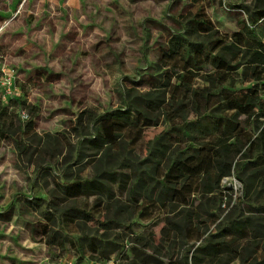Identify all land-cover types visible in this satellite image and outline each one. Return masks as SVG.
<instances>
[{
    "label": "rangeland",
    "instance_id": "1",
    "mask_svg": "<svg viewBox=\"0 0 264 264\" xmlns=\"http://www.w3.org/2000/svg\"><path fill=\"white\" fill-rule=\"evenodd\" d=\"M238 4L252 6L255 0H0V70L13 71L19 92L13 102L0 100L5 110L0 131V264H63L67 259L108 264L90 250L91 239L117 246L108 258L113 264H168L192 242L175 233L172 247L165 243L162 233L171 227L167 218L178 222L187 209L198 216L195 224L203 236L215 232L243 200L242 183L234 173L221 180L222 193L186 195L178 200L186 206H155L147 219L145 205L155 198L148 193L157 176L139 192L138 205L116 184L111 198L74 197L62 187L95 169L120 170L118 159L128 165L122 171L134 168L138 175H147L145 146L168 125L158 109L146 113L155 125L144 127L136 144L123 141L117 152L97 151L88 143L93 138L90 118L143 99L151 105L167 70L160 53L173 33L183 31L180 23L202 10L220 35H228L246 20ZM253 28L264 42V20ZM239 72L228 78L232 89L249 85L239 81ZM18 110L27 117L20 118ZM133 182L131 176L129 184ZM255 190L257 197L250 203L257 208L264 204V186L256 183ZM240 206L246 209L244 203ZM71 207L92 217L74 219L68 215ZM139 209L144 212L140 217ZM137 249L147 255H141L146 262L133 257ZM262 259L258 245L242 249L241 258L228 264H264Z\"/></svg>",
    "mask_w": 264,
    "mask_h": 264
},
{
    "label": "trees",
    "instance_id": "2",
    "mask_svg": "<svg viewBox=\"0 0 264 264\" xmlns=\"http://www.w3.org/2000/svg\"><path fill=\"white\" fill-rule=\"evenodd\" d=\"M237 6L243 8L246 20L240 30L228 35H220L202 10L189 14L185 24L180 23L183 31L173 33L160 53V63L167 70L151 105L150 100L143 99L90 118L93 138L88 143L97 151L117 152L123 141L136 144L142 129L155 125L146 113L158 109L168 125L145 146L147 175H138L134 168L129 173L122 171L128 165L118 159L120 170L95 169L90 176L68 181L62 187L66 195L74 197L106 194L111 198V186L116 184L138 205L139 192L148 187L149 178L157 176L155 188L148 193L155 198L145 208L169 210L172 205L186 206L178 201L186 195L222 193L221 180L234 173L242 183L239 200H243L218 223L214 233L203 236L195 224L198 216L188 209L178 222L167 218L171 227L162 233L165 243L170 245L175 233L192 242L168 264H228L241 258L242 249L258 245L264 252V204L256 208L250 203L257 197L255 184L264 186V42L253 28L264 20V0ZM238 70L239 81L249 85L236 90L226 83ZM18 95L6 103L17 100ZM4 111L0 109V131ZM131 176L135 182L129 184ZM240 203L245 204V210ZM138 211L140 217L144 212ZM68 215L85 220L92 217L76 207H71ZM89 244L99 262L113 264L108 258L117 251L115 244L100 239H91ZM107 245L114 246L107 249ZM141 255L142 250L137 249L133 257L146 262Z\"/></svg>",
    "mask_w": 264,
    "mask_h": 264
},
{
    "label": "built area",
    "instance_id": "3",
    "mask_svg": "<svg viewBox=\"0 0 264 264\" xmlns=\"http://www.w3.org/2000/svg\"><path fill=\"white\" fill-rule=\"evenodd\" d=\"M0 74V100L7 102L8 99L15 97L18 94V89L14 84V73L8 69H1ZM20 118L27 117L24 110H18ZM63 264H75L71 259H67Z\"/></svg>",
    "mask_w": 264,
    "mask_h": 264
}]
</instances>
